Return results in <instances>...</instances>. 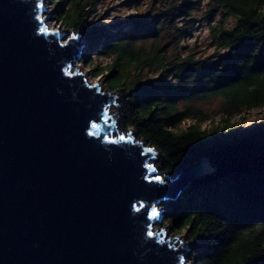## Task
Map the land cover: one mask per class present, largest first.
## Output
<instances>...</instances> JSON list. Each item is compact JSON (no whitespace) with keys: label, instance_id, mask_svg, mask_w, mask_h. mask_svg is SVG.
Wrapping results in <instances>:
<instances>
[{"label":"water","instance_id":"water-1","mask_svg":"<svg viewBox=\"0 0 264 264\" xmlns=\"http://www.w3.org/2000/svg\"><path fill=\"white\" fill-rule=\"evenodd\" d=\"M46 9L0 0V264H188L186 235L154 226L215 166L157 172L158 148L122 131L121 94L77 64L82 32L49 28Z\"/></svg>","mask_w":264,"mask_h":264},{"label":"trees","instance_id":"trees-1","mask_svg":"<svg viewBox=\"0 0 264 264\" xmlns=\"http://www.w3.org/2000/svg\"><path fill=\"white\" fill-rule=\"evenodd\" d=\"M101 1L55 0L56 18L111 57L97 75L123 96L125 127L158 148L166 172L202 157L215 166L164 203V223L185 233L195 264H264V116L245 129L228 126L245 109L264 107V0H209L216 50L205 58L178 51L194 19L178 22L203 0H166L153 18L135 16L130 31L115 33L92 23ZM209 98L222 99L226 125L203 128L201 108L180 107ZM188 118L198 122L182 128Z\"/></svg>","mask_w":264,"mask_h":264},{"label":"rangeland","instance_id":"rangeland-1","mask_svg":"<svg viewBox=\"0 0 264 264\" xmlns=\"http://www.w3.org/2000/svg\"><path fill=\"white\" fill-rule=\"evenodd\" d=\"M45 6L47 9L44 12V16L48 13L50 15L46 18V23L49 28H60L62 31H68L67 37L73 31H76L68 26H65L60 20L56 18V10L58 6L55 3V0H44ZM166 0H102L97 7L96 12L94 13V17L92 18V23L95 25H99L103 29V31H111L113 33L121 31H130V21L135 16H147L150 19L153 18L158 11H160L164 5ZM209 0H203L202 5L196 6L192 10V16L186 17L184 20H180L178 25L181 26L185 23L189 18L192 17L194 19V23L191 28H189L188 35L182 39L178 45V51L187 54L194 53L197 57H208L212 55L216 46L212 44V36H211V28L209 22V13L207 12ZM214 22H220V17L217 16ZM236 21L233 17H229L225 21V25L227 27L232 28L235 26ZM80 32V31H76ZM81 44H85L83 48L84 55L87 53H91L90 60L82 61L83 57L80 59H76L77 64L79 65L82 71H86V76L89 78L91 82L102 81L103 90H109L106 84L105 75H97L99 67H107L111 62V57L101 54L98 50V46H94L93 49L90 47V42L88 39L84 38L83 34L80 36L79 42ZM175 46V45H174ZM172 46V48H174ZM75 62V69H76ZM105 73H107V68H105ZM120 93V92H118ZM121 96V111L123 104V96ZM187 106L193 108L198 107L204 111L205 120L202 122L203 128L211 129L216 126L222 127L226 125L225 118L226 114L222 111V99L221 98H209L202 101H194L191 103H181L180 107L185 109ZM117 104H114L111 108L112 113L117 110ZM264 116V107L259 108H251L245 109L242 113L235 115L229 121V128L232 130H241L248 128L258 121ZM196 119L188 118L183 121L181 124L182 128H186L192 123H197ZM121 127L122 131H128L129 128H126L124 125L123 115L121 118ZM161 155V154H160ZM155 163L157 172L161 174H166L167 172L162 168L163 157L154 158L152 161ZM165 208L164 203L161 205V209ZM166 208L163 213L165 214ZM165 216V215H164ZM155 229H159L162 227H166L168 229L167 236H175L179 235L172 230V227L164 223V217L155 224ZM185 234V233H184ZM182 234V236L184 235ZM185 246L191 247L186 239ZM192 253L189 251L188 255L190 259L188 260V264H193Z\"/></svg>","mask_w":264,"mask_h":264},{"label":"snow or ice","instance_id":"snow-or-ice-1","mask_svg":"<svg viewBox=\"0 0 264 264\" xmlns=\"http://www.w3.org/2000/svg\"><path fill=\"white\" fill-rule=\"evenodd\" d=\"M41 31H42V32H46L47 29H46V28H42ZM93 127H95V125H93ZM120 139L123 140L124 137H120ZM149 151H151V150L149 149ZM153 171H154V169H153ZM154 179L157 180V181H159V180L161 179V177L156 176ZM152 215H153V216L157 215L156 210H155L154 208H153V210H152ZM152 234H153V233H152L151 231H149L148 235L151 236Z\"/></svg>","mask_w":264,"mask_h":264},{"label":"bare ground","instance_id":"bare-ground-1","mask_svg":"<svg viewBox=\"0 0 264 264\" xmlns=\"http://www.w3.org/2000/svg\"><path fill=\"white\" fill-rule=\"evenodd\" d=\"M154 160V159H153Z\"/></svg>","mask_w":264,"mask_h":264}]
</instances>
